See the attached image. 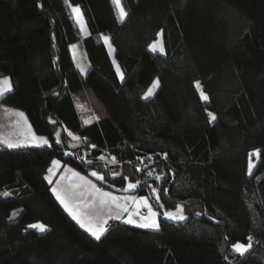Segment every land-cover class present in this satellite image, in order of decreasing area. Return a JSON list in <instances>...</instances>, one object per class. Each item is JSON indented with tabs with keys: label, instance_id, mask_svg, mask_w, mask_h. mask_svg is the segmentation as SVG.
Here are the masks:
<instances>
[{
	"label": "trees",
	"instance_id": "1",
	"mask_svg": "<svg viewBox=\"0 0 264 264\" xmlns=\"http://www.w3.org/2000/svg\"><path fill=\"white\" fill-rule=\"evenodd\" d=\"M121 3L123 22L114 0H70L84 36L65 0H0V77L13 85L1 101L50 145L0 147V264H264V0ZM159 31L164 53L150 48ZM77 99L96 114L90 123ZM81 142L98 158L73 156ZM55 159L97 172L105 188L139 181L159 228L113 220L96 239L56 198ZM180 205L185 220L164 216ZM239 243L251 247L241 254Z\"/></svg>",
	"mask_w": 264,
	"mask_h": 264
},
{
	"label": "crops",
	"instance_id": "2",
	"mask_svg": "<svg viewBox=\"0 0 264 264\" xmlns=\"http://www.w3.org/2000/svg\"><path fill=\"white\" fill-rule=\"evenodd\" d=\"M81 31H82L84 36H86L88 33V32H83L82 29H81ZM105 44L108 48L109 54H110L115 66H116V69H117L118 62L116 61V58H115L114 48L109 47V45L106 42H105ZM72 45H71V51H72V55L74 58ZM110 48H111V50H110ZM74 60H75V58H74ZM78 68L81 71V68L80 67H78ZM84 69H85L84 72L81 71L82 74L86 73V71H87L86 66L84 67ZM118 73L120 76V73H121L120 69H119ZM4 77H6V76H4ZM1 98H2V96L0 97V101H1ZM0 103H1L0 104V110H1V115H2L0 117V121H1L2 125H4L7 128V131L10 133L9 136H4V135L1 136L0 135V147L7 146V144H5L3 142L5 139H7L13 143L19 144L18 147H20V146H44V145H37L35 143H31L33 134L36 137H45V138H47V137L45 135H38L34 132L33 128L31 127V124L28 120V117L24 111L17 109V108H14L12 106H9L2 101ZM17 113H23L24 116L21 117V116L17 115ZM91 121H93V120H91ZM91 121H89L87 123H90ZM54 161H59L60 162L59 165H54L52 162L49 169H53V170L51 172H49V170H48V172H47V178L51 179L52 190H53V188L61 189L62 185H64L67 181L69 183V186H67L69 194H66L64 191H62V194L70 197V203L71 204H73V205L79 204L80 205L79 207L76 208V211H78L80 213H87L88 215L93 216V217L100 216V217L106 219L107 223L104 225L105 228H107V224L113 220H123L125 222L128 221L129 217L131 216V215H129V211L131 208L126 209L125 206L123 207V205H122L123 204V198H121L120 194H121V192L127 193V192L131 191V192H134L136 196L137 195L140 196L136 192V187L135 188H128V185H127L126 188H124V189H114V190L113 189H106L105 187H103L99 183V181L95 177H93L91 175L84 174L72 166H69V165L62 166V163L59 159H55ZM69 169H72L74 172L79 173L80 176L85 178V180L91 181V183L94 184L96 186V188L100 189L102 193H111V197H119L120 199L113 201L111 199V197H103L101 194L96 193L93 189H91V187L89 185L84 184L83 181H80L76 177L72 176V174L68 171ZM67 177H69L70 179H68ZM73 184H81L82 187H80L78 189L73 188ZM54 194L57 198V194L55 192H54ZM3 196H5V195L2 193V197ZM102 200L107 201V203H101ZM58 201L60 202L59 199H58ZM61 205L69 213V215L73 219H75L73 217V215L69 212V210L67 208H65V206L62 203H61ZM85 205H87V206L85 207ZM127 205H129V204H127ZM143 210L144 209L141 210L142 213H143ZM117 215L120 216V219H115V217ZM109 217H111V218H109ZM133 217L134 216H131V218H133ZM75 221L78 222L77 219H75ZM78 224L81 226V224L79 222H78ZM83 228L85 230H87V227H83Z\"/></svg>",
	"mask_w": 264,
	"mask_h": 264
},
{
	"label": "snow or ice",
	"instance_id": "3",
	"mask_svg": "<svg viewBox=\"0 0 264 264\" xmlns=\"http://www.w3.org/2000/svg\"><path fill=\"white\" fill-rule=\"evenodd\" d=\"M65 2L67 4H69V6L71 7V11L75 14V17H76L78 23L80 24L81 29L86 31V26H85V24L83 22L82 12H81L80 8L78 6H71L70 0H65ZM114 3L119 8L120 19H121V22H123V19L127 16L128 13L124 10L123 6L121 5V0H114ZM105 42L106 43L108 42V38L107 37H105ZM151 47H152L153 51L159 50V51L163 52L162 42H160L159 44L154 43ZM73 48H75V45L73 46ZM110 50H111V48H110ZM77 66L81 68L82 72L85 71V69L82 66H80L79 64ZM117 71L119 72V66L118 65H117ZM120 76H121V79H123V73L122 72L120 73ZM158 86H159V81L157 80V81L154 82L152 88H150L145 93L144 98L148 99L149 97H151L154 94V89L156 87H158ZM12 88H13V85L11 83L10 78H8V77L0 78V96H3L6 92H10L12 90ZM202 98L204 100L208 99L207 95H204L203 93H202ZM17 115H19L21 117L24 116L23 113H17ZM211 118L213 120L216 119V117L214 115H212ZM69 135H72V133H69ZM56 137H57V142H59V133H56ZM73 139L79 140L80 137L73 136ZM3 142L5 144H7L8 147H18L19 146V144L13 143V142H11V141H9L7 139H5ZM31 143H35L37 145H49V140L47 138H45V137H36L33 134ZM93 147H95V146L93 145ZM255 155L258 157L259 156V151H257L255 153ZM100 159H105V158L101 157ZM109 162L110 163H116L117 161H116V158L113 157L111 159V161H109ZM59 163H60L59 161H53L54 165H59ZM252 167H254V165H250L249 174H251ZM51 171H52V169H49V172H51ZM68 171L72 174V176L76 177L80 181H83L84 184L89 185L91 187V189H93L96 193L101 194L103 197H111V193H102L100 189L96 188V186L91 183V181L85 180V178L80 176L79 173L74 172L72 169H69ZM92 175L93 176H97L101 180L104 178L102 175H99L95 171L92 172ZM49 183H51V179L50 178H49ZM138 183H139V181H137L136 184L129 183L128 184V188H135V187H137ZM80 187H82L81 184H73V188H77L78 189ZM62 191H63L62 189L53 188V192H55L57 194V198L65 206V208H67L69 210V212L73 215V217L78 220V222L81 224V226L82 227H87V230L96 239H100L101 235H103V233L107 230L104 227V225L107 223V220L102 218V217H100V216L93 217V216L88 215L87 213H80V212L76 211V208L79 207L80 205L79 204H76V205L71 204L70 203V197H68L67 195H63ZM111 199L113 201H115V200H119L120 198L119 197H111ZM128 199H131L134 202H136L138 208L141 207V206H147L148 209H149L150 215L149 216H144V217L141 218L142 222L139 224L140 227L152 228V229H158L159 228V224L157 223V220H156V217H157L158 214L155 211H152L151 205L148 204V201H147L146 198H141L139 201H136L135 197H129ZM101 203H107V201H103L102 200ZM86 206L87 205H85V207ZM164 215H166V216H168V217H170L172 219H176V220L185 219V217L182 215V206H181V208H179L177 210V212H175V213L166 212V213H164ZM109 218H111V217H109ZM115 219H120V216L117 215L115 217ZM127 222L131 223V224H135L136 223V221L133 220L131 218V216L129 217ZM32 227H39L40 231H45L46 230L43 225H40V226L33 225ZM250 247H251L250 244H247V245H242V244L233 245V248L236 251L240 252L241 254H243V252L247 251V249L250 248Z\"/></svg>",
	"mask_w": 264,
	"mask_h": 264
},
{
	"label": "rangeland",
	"instance_id": "4",
	"mask_svg": "<svg viewBox=\"0 0 264 264\" xmlns=\"http://www.w3.org/2000/svg\"><path fill=\"white\" fill-rule=\"evenodd\" d=\"M121 5H122V3H121ZM73 6H78V5H73ZM79 7V6H78ZM80 8V7H79ZM119 9V8H118ZM81 10V9H80ZM82 12V11H81ZM74 14V13H73ZM74 16H75V14H74ZM75 19H76V17H75ZM82 19H83V22H84V24H85V26H86V31H84L83 30V32H88V28H87V24H86V21H85V18H84V16H83V14H82ZM76 21H77V19H76ZM77 23H78V21H77ZM79 24V23H78ZM79 26H80V24H79ZM81 27V26H80ZM101 37H102V39L105 41V37H107L108 38V42H107V44L109 45V47H113L114 48V46L111 44V42H110V40H109V37L106 35V34H101ZM160 42H162V45H163V52H161V51H159V50H157V51H155V52H160V53H164L165 52V49H164V43H163V36H162V31H159V33H158V35H157V38L152 42V44H151V46L154 44V43H157V44H159ZM75 45V48H73V46ZM150 46V48H151V50H152V47ZM72 49H73V54H74V58H75V62H76V64L78 65H80V66H82L83 68L86 66L85 65V62L83 61V56H82V54L80 53V51H79V48H78V45L77 44H73L72 45ZM153 51V50H152ZM117 61V60H116ZM81 72V71H80ZM6 77H8V76H6ZM0 78H4V76H1ZM9 78V77H8ZM158 80V78H156L154 81H153V83H152V85L149 87V89L150 88H152V86H153V84H154V82L155 81H157ZM159 81V80H158ZM158 87H156L155 89H154V92H155V90L157 89ZM199 88H200V90H201V86L199 85ZM148 89V90H149ZM147 90V91H148ZM146 91V92H147ZM204 94V95H206L204 92H203V90H201V94ZM1 97V96H0ZM1 102V101H0ZM1 104V103H0ZM76 105H77V109H78V111H79V113H80V115H81V119L83 120V122L84 123H87V122H89V121H91V120H94L95 118H96V114H94V113H92L93 111H92V109H90V107L89 106H87L82 100H79V99H77L76 100ZM2 115H1V110H0V117H1ZM0 135L2 136V135H4V136H9L10 135V133L7 131V128L4 126V125H2V123H1V121H0ZM81 141V140H80ZM77 148V147H76ZM257 151H259L258 149H256V150H253L252 152H251V154H250V161H249V167H250V165H254V167H252V171L254 170V168H255V166H256V164H257V162H258V159H259V156L257 157L256 155H255V153L257 152ZM112 159V158H111ZM111 161V160H110ZM113 164V163H112ZM63 166V165H62ZM66 166V165H65ZM70 166V165H69ZM53 170V169H52ZM251 171V172H252ZM55 173V172H54ZM68 179H70L69 177H67ZM133 184H136L135 182H132ZM67 186H69V183L66 181V183L64 184V185H62V187H61V189L66 193V194H69V192H68V187ZM103 187H104V185H103ZM106 189H113V188H107L106 187ZM114 190V189H113ZM135 190V189H134ZM2 193L4 194V195H7V192L5 191V190H2V189H0V197H2ZM121 198H123V207L125 206V208L126 209H130V211H129V215H131V216H134L132 219L133 220H135L136 221V223L135 224H133V225H136V226H138V227H140L139 226V224L142 222V217H144V216H149L150 215V212H149V209H148V207L147 206H141V207H137V203L136 202H134L133 200H131V199H128L129 197H135L136 198V201H139L141 198H146L147 199V201H148V204L149 205H151V209H152V211H155L158 215H159V210H158V208L156 207V205L151 201V199H150V197L149 196H147V195H140V196H136L135 195V193L134 192H131V191H129V192H127V193H122L121 192ZM127 204H129V205H127ZM179 208H181V205L180 206H178L177 208H175V209H169V210H164V213H166V212H173V213H175V212H177V210L179 209ZM142 209H148V213H146V214H143L142 212H141V210ZM138 213V214H137ZM157 215V217H156V220H157V223L159 224V216ZM182 215L185 217V219H186V217H187V215L185 214V212L183 211V207H182ZM166 218H168V219H171V220H176V219H172V218H170V217H168V216H166V215H164ZM185 219H183V220H185ZM33 225H35V226H40V225H43L44 227H45V229H47V226H45L42 222H35V223H32L29 227H31V228H35V229H38L39 231H40V229H39V227H32ZM152 229V228H151ZM243 245V244H242Z\"/></svg>",
	"mask_w": 264,
	"mask_h": 264
},
{
	"label": "built area",
	"instance_id": "5",
	"mask_svg": "<svg viewBox=\"0 0 264 264\" xmlns=\"http://www.w3.org/2000/svg\"><path fill=\"white\" fill-rule=\"evenodd\" d=\"M71 154L73 156L77 157L78 159L84 158L85 160H94V159L98 158V157L93 155V153L91 151V148L85 142H81L77 146V148H75L73 151H71ZM147 190L150 193H155V188H154V186L151 183H149L147 185ZM143 213L144 214L148 213V210L144 209Z\"/></svg>",
	"mask_w": 264,
	"mask_h": 264
}]
</instances>
